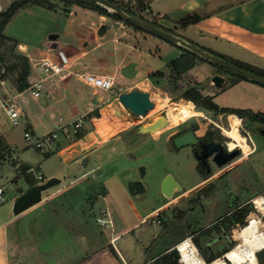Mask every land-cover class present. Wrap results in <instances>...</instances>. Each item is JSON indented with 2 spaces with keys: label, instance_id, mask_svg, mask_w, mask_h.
Returning <instances> with one entry per match:
<instances>
[{
  "label": "crops",
  "instance_id": "0c3cea01",
  "mask_svg": "<svg viewBox=\"0 0 264 264\" xmlns=\"http://www.w3.org/2000/svg\"><path fill=\"white\" fill-rule=\"evenodd\" d=\"M123 1L124 5L121 7L127 11L135 12L148 20H154L201 47L264 71V0H179L168 9H164L162 0ZM152 3L156 10L152 9ZM84 8L97 11L89 7ZM193 11L200 13L201 17L186 27H180L178 18ZM79 21L82 22L83 19ZM107 22L123 26L119 19L99 12V17L91 19L85 31H78L79 40L76 45L62 44L56 41L58 34L51 33L49 38L55 40L54 43L34 48L17 41V49L25 56L26 54L38 56L46 53L50 46H60L70 55L75 68L100 74L107 72V75L113 78L121 73L127 78H137L138 82L148 87L165 85L167 76L172 74L168 62L182 52L178 44L171 42L174 44H171L173 47L177 46V50L171 53V48L162 47L164 41L160 37L147 36L135 28H121V33L127 35L123 41L117 37L106 39L104 36ZM101 24L105 25V30L99 34L97 30ZM140 38L147 40L158 51H152L149 47V50H146ZM109 41L114 43L112 47L105 46ZM118 44H122V47ZM158 52L164 54L163 60L155 56ZM148 56H152L155 61L159 59L162 63L146 69L144 59ZM126 67L129 68L126 70L127 74L131 76L122 72V68ZM187 72L192 75L191 81H187V84L196 85L204 94L212 95L220 106L248 108L264 113V85L228 73L202 59H196V63L188 68ZM214 74H221L224 77L220 86L214 84L212 80ZM178 78L174 79L180 82ZM81 84L89 86L80 80L71 79L51 95L39 98L32 96V105L25 114L26 127L34 132L35 127L43 123V118L40 116L44 113H47L50 125L51 112L57 114L55 105H59L68 97V94L72 93L78 96L77 98H80L84 105L83 112L79 115L87 116L93 110V104L97 100L95 95L98 93L93 89V97L86 98L87 96L81 93L83 86ZM99 98L102 99L101 96ZM21 101L27 104L28 98ZM70 107L74 109L73 106ZM69 121L71 120L66 122ZM89 121L91 122L90 118ZM91 124L95 125L92 122ZM96 127L95 125L93 129ZM87 131L60 147L58 152L62 155L61 149L70 143L76 142L83 146L92 143L93 139L86 138L89 132ZM1 139L0 152L8 145L6 138ZM105 141L107 145L109 142L102 138L96 145L84 148L83 152L80 150V153H77L76 148L62 155L64 161L85 156L88 158L85 163L79 160L78 175L70 177L62 185L61 179L57 183L60 184L59 186L43 190L39 201L19 213L12 212V202L20 190L12 194L9 201L5 202V198L0 202V264H145L161 253L167 252L180 240L169 242L150 253L145 251L144 243L140 250H134L140 236L120 241L149 219L154 228L159 220H154V216H158L167 207L168 202L175 197L173 194L167 197L162 191L164 200L140 210L134 206V202L144 196V189L140 185V192L131 193L129 190L128 192L125 181L121 180L123 191L126 193L125 197L133 205L130 209L128 206L119 205L115 195H112L103 185L97 184L88 175L99 165L97 162L87 167L90 155L98 151ZM22 165L28 164L22 163ZM28 166L31 167V165ZM41 174L44 178L56 175L53 171H49L47 176L42 172ZM24 175L27 185L20 187L21 190L30 186L28 177L35 178L34 173L31 172H25ZM79 183H85L84 191L78 189ZM58 195H63V199L54 202ZM80 197L85 198L86 204L77 203L80 202ZM99 216L110 218L111 223H100Z\"/></svg>",
  "mask_w": 264,
  "mask_h": 264
},
{
  "label": "rangeland",
  "instance_id": "374dc122",
  "mask_svg": "<svg viewBox=\"0 0 264 264\" xmlns=\"http://www.w3.org/2000/svg\"><path fill=\"white\" fill-rule=\"evenodd\" d=\"M114 1L120 6L124 5L123 0ZM177 1L179 0H162L165 6L164 9H168ZM2 2H5V0H2ZM54 2L56 4L52 8L36 2H28L21 5L6 22L4 32L18 42H22L27 46L34 48L44 47L48 43H54L55 40L49 38V34L51 33H57L58 37L56 41L62 44L68 43L76 45L79 40L78 31H85L90 20L99 17V12L92 9H85V6L82 7L83 5L77 3L71 4L69 10H66L64 7L66 4L64 2L59 0ZM151 5L152 9H155L154 4L152 3ZM81 19H83L82 22L79 21ZM120 21L123 23L122 27L107 22V30L104 38L117 37L120 38L121 41L127 38V35L121 33V28L134 29L135 27L122 20ZM135 29L144 32L147 36H154V34L141 28ZM140 39L146 50L149 47L152 51H158V49L149 44L147 40L143 38ZM161 40L164 41V45L162 46H165L164 49L167 47L169 49L171 48V53H174L177 50V46L173 47V43L166 41L163 38H161ZM113 44V42L109 41L105 46L112 47ZM12 45L13 51L21 53L17 49V44L14 46L11 41H6L5 46H3V53L8 61L12 60ZM118 46L122 47V44H118ZM155 56L157 58L161 57L162 60L165 57L161 52L156 53ZM161 63L162 62L159 59H156L155 61L152 56H148L144 59L146 69H151L155 65ZM103 73L108 74L107 72ZM169 77L167 76L166 84H163L161 87H148L147 85L138 82L137 78H127L121 73H118L117 77H114V82L117 85H121L125 89L124 91L132 88L148 91L150 93V98L154 102V106L150 108L146 114L135 117L127 112L123 104L116 99L104 98L107 96V91L98 88L99 93L104 97L101 100L99 96L102 95H95L97 100L93 104V110L99 112L100 118L96 120L95 125L97 127L94 129L93 127H95V125L91 124L88 116H83L82 114L79 115L83 112L84 105L82 104V100L77 98L78 96L74 93L70 95L68 94V97H66L64 101L59 103V105H55V111L58 115H62L65 121L72 120L77 116H82L84 120V128L79 131V134H83L88 130L89 132L87 131L88 136H86V138L93 139L92 143L84 146L76 142L70 143L61 149L62 155H65L67 152L76 148V150H78L76 152L80 153V148L94 146L100 142L102 138L109 142L105 145V141V146L101 145L98 151H94L90 155L87 167L94 165V163L97 162H99V165L94 168L91 173H88V175L90 178L94 179L97 184H100V186L103 185V187L108 189L112 195H115L119 205L122 207L128 206L130 209L133 203L125 197L126 193L123 191L121 180L125 181V183L129 179L141 182L144 187V196H141L135 201L134 206L140 210H144L165 199V196L163 197L161 195L163 194L162 182L168 176L178 180L183 187H187L197 179V176L192 171L193 160L189 147L182 146L176 150L171 146L170 138L178 129V123L171 126L165 125L151 135L137 131L138 124L151 120L157 114H165L169 121V116L166 111L168 104L186 101V98L182 96V91L190 85L187 84V81H191L192 75L186 70L179 76V78L173 74ZM175 77H177L181 83L174 79ZM182 81H184V84H182ZM81 85H83L81 93H84L88 99L92 98L93 88L85 86L84 84ZM11 90L17 92L18 103H16V107L21 114V118L18 124H12L4 111L0 110V138H6L8 142V145H6L3 150L8 149V147L13 148L11 149V154L14 155L15 160L23 164L31 165V173L36 174L38 171H41L47 176L49 175V171H53V173L55 172L56 176L62 179L60 182L61 185L66 183L70 177L78 175L80 172L78 162L84 157H80L76 160L70 159L64 161L62 155L58 152L60 147L72 140L70 137H65L62 133H59L56 137L57 144H55L53 151L45 148H38L25 140L23 132L25 129H28V127H26L25 114L29 111L30 105H32L31 101L33 97L29 90L25 88L21 90L20 95L18 94L17 88L13 87ZM25 98H28L27 104L21 101V99ZM70 106H73L74 109ZM196 109L199 110L197 114L180 122H196L199 126V132H202L205 128H210L212 130H218L219 134L226 136L223 128L228 127L229 125V115L235 114L240 118L239 131L245 136L247 143H252L251 140H253L255 144L258 145V149L254 154L251 155L244 152V158L240 166H251L253 174L256 177V180L249 185V192L251 197L255 198V202L259 208L252 207L250 216L254 215L259 218L261 220V228L264 230V221L261 215V212H264V136L254 132L256 127L263 126L264 124L260 121H251L246 117H240L235 112H226L222 110L214 111L197 107ZM47 117V113L40 116V118H43V123H41V125L38 124V126L35 127L34 132L29 129L34 137H44L50 131L51 128ZM246 131H249L250 136ZM227 139L233 144L237 143L230 137ZM98 169H100V171ZM232 178V175L227 176V180H231ZM249 179L250 176L245 179V182L249 181ZM0 184L4 186L6 202L9 201L12 194L18 191L19 187H25L27 185V180L24 173H18L10 164L4 162L2 164V172H0ZM60 184L53 185L49 187L48 190L53 189ZM84 185L85 183H79L78 189L84 191ZM126 190L128 191L127 185ZM80 198V202L77 203H80L81 205L86 204L85 198ZM245 198L246 197H244V199ZM62 199L63 195H58L54 202H58ZM201 199L203 201L202 197ZM205 204L207 205L208 203L205 202ZM197 208L201 207L197 206ZM192 214L193 213L190 211L189 197L184 193V195H180L178 202L176 199L170 200L167 207H165L158 216H154V220L159 219L154 228L151 219H149L146 223H142L139 227L134 229V231L130 232L126 237L120 239V241L130 240V238L140 236L134 250H140L142 243H144L146 248L145 251L150 253L169 242L178 239L181 240L185 236L194 234L196 230H199L204 225L205 220H208L209 217L212 218L211 215L205 220L196 223ZM196 215H201V213H196ZM246 224L247 220L240 225L235 224L228 229L231 233V241L228 243L227 249L238 241L233 236L234 231ZM196 236L198 237L199 235ZM221 243H226V240H221ZM133 254L135 255L138 253Z\"/></svg>",
  "mask_w": 264,
  "mask_h": 264
},
{
  "label": "flooded vegetation",
  "instance_id": "af4514ba",
  "mask_svg": "<svg viewBox=\"0 0 264 264\" xmlns=\"http://www.w3.org/2000/svg\"><path fill=\"white\" fill-rule=\"evenodd\" d=\"M225 71L231 73L229 70ZM178 125V129L170 138L171 146L176 150L182 146L189 147L193 160L192 171L197 179L187 187H183L178 180L171 177L172 194L177 202L180 195H184V193L189 197L190 211L193 213L196 223L212 215V218L209 217L208 220H205L204 225L195 233L193 232L194 234L191 236L203 255L205 253L206 256H223L231 241V233L228 229L235 224L240 225L246 220L248 222L251 208H259L255 198H252L249 192V185L256 180V177L251 166H240L244 158V151L239 144L229 142L227 139L229 136L226 134V136H222L218 130L210 128L199 132L196 122H180ZM189 129L192 130L195 140L176 147L173 138ZM246 132L250 136L249 131ZM254 132L264 136V125L256 127ZM251 142L248 143L250 146L248 154L252 155L257 151L258 145L253 140ZM233 150H237V152L231 158L223 163L219 162L227 152ZM231 175L233 178L227 180V176ZM248 176L250 179L245 182ZM141 188L144 189L143 185ZM244 197L246 198L244 199ZM205 202L208 204L206 205ZM197 206L201 208H197ZM196 213H201V215L197 216ZM261 213L264 221V212ZM195 234L199 236L197 237ZM223 239L226 240L224 244L221 243Z\"/></svg>",
  "mask_w": 264,
  "mask_h": 264
},
{
  "label": "built area",
  "instance_id": "2783aa9c",
  "mask_svg": "<svg viewBox=\"0 0 264 264\" xmlns=\"http://www.w3.org/2000/svg\"><path fill=\"white\" fill-rule=\"evenodd\" d=\"M14 1L18 0H5V2L0 0V23L3 20V13ZM26 56L29 63V70L26 77L27 85L25 86V89H28L30 94L35 98L51 95L56 92L59 87L71 79L82 81L92 87L98 94V88L107 91V96L104 97L101 94L102 99L103 97L106 99L114 98L119 102L118 94L125 90L121 85H117L114 82V78L110 75L95 73L87 69L75 68L70 55L60 46H50L48 47L47 52L42 55L33 56L26 54ZM13 87L16 88V85L10 78L7 62L0 57V110L4 111V113L11 120L12 124H18L20 122L21 115L16 107L17 92H13L11 90ZM20 91L21 90H18V93ZM50 116L51 129L44 137H34L29 129H25L23 132L25 140L38 148L51 150L54 149L55 144H57L56 137L59 133H62L65 137H70L72 140H75L78 135H80L79 131L83 128L84 123L82 116H79L69 122H66L62 115H58L53 111ZM11 149L13 148L8 147V149L0 152V172H2V164L4 162L10 164L18 173L31 172L32 167L25 170L22 169V163L15 160L14 155L11 154ZM34 175L36 182L45 179L40 171L36 174L34 173ZM4 200V186L0 184V202ZM98 221H100V223H111L110 218H106L104 216H99ZM184 238L189 239L190 243L194 245V252L200 259L203 260L202 263H204V261H206V263H210L212 261V259L207 260L203 256L191 235L185 236ZM174 246L178 247V242H176ZM179 262L180 264H183L180 261V255Z\"/></svg>",
  "mask_w": 264,
  "mask_h": 264
},
{
  "label": "water",
  "instance_id": "95a60500",
  "mask_svg": "<svg viewBox=\"0 0 264 264\" xmlns=\"http://www.w3.org/2000/svg\"><path fill=\"white\" fill-rule=\"evenodd\" d=\"M92 1H95L103 5L108 10L113 12L115 15L120 17L123 21H127L133 24L134 26H137L143 30H146L150 32L151 34H154L155 36L163 38L167 41L182 45L192 50L193 52L199 54L200 56L206 58L207 60H210L235 74H238L244 78L250 79L254 82L264 85V75L254 72L252 70H249L245 67H242L223 56L215 54L199 46L198 44L190 40H187L185 37H183L182 35L178 33H175L171 30L158 26L154 24L153 22L142 18L141 16H138L130 11H127L126 9L122 8L119 4H117L114 1H111V0H92ZM104 30H105V25L101 24L97 31L99 34H102ZM128 69H129L128 67L122 68V72L127 74L126 70ZM127 75L131 76L130 74H127ZM212 80L216 86H220L224 81V77L221 74H214L212 76ZM118 100L120 103L123 104L126 111L135 117L146 114L147 111L154 106V102L150 98V93L148 91L141 90L138 88H132L127 91H121L118 94ZM165 125H167L166 115L157 114L151 120L138 124L137 131L141 133H153ZM194 140H195V137L191 129L186 130L185 132H182L173 138V142L176 147L185 145L188 142L194 141ZM80 150H82L83 152L85 149L80 148ZM235 152H237V150L227 152L226 156L222 158L221 160H219V162L223 163L227 161L229 158H231L234 155ZM87 158L88 157L85 156L82 159V162L85 163ZM98 170L100 171V169ZM60 180H61L60 177L56 175H50L42 181L35 182L34 184L30 185L28 188L24 190H21V188L19 187L18 190H20V192L14 198L12 202V212L14 214L19 213L20 211L27 208L28 206L36 203L42 198L43 190L57 184L58 182H60ZM171 184H172V179L170 176H168L162 182V191L167 197H170L173 192L171 188ZM126 185H127L128 190L131 193L140 192L139 185L142 186L140 181L132 180V179L127 180ZM167 253L171 257L174 264H180L179 262L180 254L176 246L173 245L172 247H170L167 250ZM256 256H257L259 264H264V246L256 250ZM226 259L229 261L228 258Z\"/></svg>",
  "mask_w": 264,
  "mask_h": 264
},
{
  "label": "trees",
  "instance_id": "16d2710c",
  "mask_svg": "<svg viewBox=\"0 0 264 264\" xmlns=\"http://www.w3.org/2000/svg\"><path fill=\"white\" fill-rule=\"evenodd\" d=\"M54 1H57V0H18V1L12 2L10 4V6L8 7V9L3 13V20L0 23V57L7 62V68H8L10 78L12 79V82L15 83L16 88L18 90L24 89L25 86L27 85L26 77H27L28 70H29V64H28L27 57L25 55L13 51V45H12V60L8 61L6 59V57L4 56L3 46H5L6 41H8V40L11 41L14 44V46L17 43L16 39L8 36L4 32L5 24L12 17V15L15 13V11L21 5H23L25 3L36 2V3H41L45 6L52 8L56 4ZM59 1H62L66 4V6H64L66 10H69V6L71 4L77 3V4H81L85 7L93 8L100 13H104V14L112 16L116 19L122 20L120 17L115 15L113 12L108 10L106 7H104L103 5H101L95 1H92V0H59ZM111 1H114V0H111ZM130 12H132V11H130ZM132 13L137 15V13H135V12H132ZM141 17L144 18L143 16H141ZM200 17H201L200 13L193 11V12H190V13L178 18L177 22L179 23L180 27H186L190 23L196 22ZM144 19H147V18H144ZM149 21L153 22L154 24H156L158 26H161L163 28L170 30L169 28L162 26L161 24L157 23L154 20H149ZM124 22L132 25L135 28H139V27L134 26L133 24L127 22V21H124ZM178 46L182 49V52L178 56L172 58L168 62V65L170 67V72L173 75H176L177 77H179L186 70H188V68L193 66L196 63V59H202V60L209 61V62L215 64L219 69L227 70L224 67H222V66H220V65H218V64H216L210 60H207L206 58L200 56L199 54L193 52L192 50H190V49H188L182 45L178 44ZM205 49H207V48H205ZM207 50H209V49H207ZM209 51H211V50H209ZM211 52L218 54L220 56H223L227 59H230L223 54H220V53H217L214 51H211ZM230 60L235 62L236 64L242 66V67H245L249 70H252L254 72H257L259 74L264 75V71H262L261 69H258L254 66H251V65H248V64H245L242 62H237V61L232 60V59H230ZM232 74H235V73H232ZM235 75L238 77H242L238 74H235ZM182 96L186 99L192 100L197 108L209 109V110H214V111L222 110V111H226V112H235L240 117H247L251 121H260L261 123L264 124V113H261L258 111H252L248 108H234V107H229V106H220L213 99L212 95L204 94L196 85L187 86L182 91ZM87 116L90 118L92 123H95L96 120L100 118L99 112L95 111V110H92ZM1 145H2V139L0 138V146ZM27 168H29L28 165H22V169L25 170ZM28 181H29L30 185H32L36 182V179L34 177H28ZM240 218H241V216H240ZM203 256L205 258H207V260H211L215 257V255H209V256L207 255L206 256L205 253ZM145 264H174V263H173L171 257L168 255V253L163 252L160 255H158L157 257H155L153 260H151L150 262H147Z\"/></svg>",
  "mask_w": 264,
  "mask_h": 264
},
{
  "label": "bare ground",
  "instance_id": "6f19581e",
  "mask_svg": "<svg viewBox=\"0 0 264 264\" xmlns=\"http://www.w3.org/2000/svg\"><path fill=\"white\" fill-rule=\"evenodd\" d=\"M166 111L169 116V121L166 118L167 125L171 126L197 114L199 110L196 109L192 100L186 99L185 102L169 103ZM239 121L240 118L237 115L230 114L229 125L224 127L223 131L235 140L244 152L248 153L250 146L245 136L239 131ZM234 237L238 241L227 249L223 256L214 257L210 263H206V261L202 263L203 260L194 252V245L190 243L189 239L182 238L178 241L177 247L180 261L183 264H259L256 250L264 246V230L261 228V220L254 215L250 216L246 225L234 231Z\"/></svg>",
  "mask_w": 264,
  "mask_h": 264
}]
</instances>
